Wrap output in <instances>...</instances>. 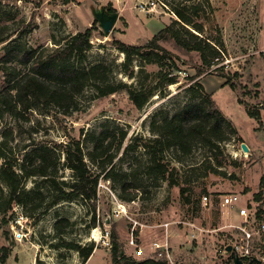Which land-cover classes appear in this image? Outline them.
<instances>
[{"label":"rangeland","instance_id":"1","mask_svg":"<svg viewBox=\"0 0 264 264\" xmlns=\"http://www.w3.org/2000/svg\"><path fill=\"white\" fill-rule=\"evenodd\" d=\"M37 1L41 2L39 7L24 0H0V26L9 25V41L17 38L23 20L35 18L36 27L18 43L34 49L63 45L98 21L99 30L94 33L84 66L102 63L112 69L115 82L143 88L150 97L142 109H137L126 91L101 96L88 86L78 95L74 109L37 110L29 121L6 117L0 122V133L12 126L15 143L21 146L79 142L85 153L93 148L87 140L93 132L121 129L127 133L121 149L102 173L110 172L114 179L102 176L97 187V227L92 226L94 214L82 199L62 202L39 220L28 218L22 206L14 203L11 209L0 212V264H114L113 235L119 258L126 256L141 264L149 259L165 264H232L230 253L225 251L233 241L231 225L242 218L238 209L221 205V196L238 195V205L255 207L264 217V0H208L209 6L206 0ZM193 4L199 5L193 20L202 25L201 32L175 13L177 7ZM102 13L118 14L108 35L98 19ZM167 27L170 30L158 41L181 69L173 85L165 81L166 66L146 63L138 56L128 62L116 45L117 40L144 45ZM185 29L221 52L210 68L202 65L198 51L177 44V33L188 38ZM5 44L0 45V58ZM199 67L201 75L193 79ZM228 80L237 90L226 84ZM195 83L212 94L224 113L219 125L231 141L221 143L218 157L227 164L218 166L204 136H197L188 140L190 152L172 147L164 153L166 163L175 169L169 179L150 174L148 155L140 143L157 137L152 129L163 119H171L190 105L202 104V91L190 90ZM4 88L0 70V92ZM247 109L259 110L262 122L251 118ZM132 143L134 147H129ZM85 161L93 167L87 156ZM61 175L67 180L73 178L69 169H62ZM34 184L29 181L26 187L33 189ZM131 193L138 196L128 202L125 199ZM204 195L211 199L207 204ZM7 200V196L1 199L3 208ZM59 223L64 233L56 230ZM96 230L98 237L93 238ZM62 240L93 245L94 253L84 262L78 252L57 247ZM155 243L164 245L162 257L155 251ZM5 249H9V257L3 262ZM252 254L256 261L251 264H264V234L256 237Z\"/></svg>","mask_w":264,"mask_h":264},{"label":"trees","instance_id":"2","mask_svg":"<svg viewBox=\"0 0 264 264\" xmlns=\"http://www.w3.org/2000/svg\"><path fill=\"white\" fill-rule=\"evenodd\" d=\"M24 1L33 3L35 7L41 5V2L37 0ZM206 1V5L209 6L208 0ZM198 6L194 4L180 6L176 8L175 13L182 22L201 32L202 25L193 20V16L198 14ZM174 22L178 23V21ZM21 23V31L13 42L9 41V25L0 26V45L6 43L3 46L4 54L0 58V70L5 83L4 90L0 92V122L6 117L15 121H29L32 113L37 110L74 109L78 95L88 86H93L101 96L126 91L137 109H142L148 103L150 94L145 89L115 82L112 78L113 71L108 66L102 63L84 66L87 53L92 48L91 41L94 33L99 30L98 21L84 31L69 37L63 45L41 49L28 48L18 43L23 37L31 34L36 27L35 18L30 21L23 20ZM169 30L170 27L163 29L144 45L128 44L120 40L116 41V45L125 54L128 62L138 56L146 63H158L161 68L166 66L168 71L164 75L165 81L173 84L178 82V72L181 69L172 53L158 41L159 37ZM185 30L188 38L177 33V44L188 51H198L201 54L202 65L210 68L215 64L214 60L220 59L221 52L206 39L200 38L189 29ZM216 71L218 72V69ZM201 72L202 69L199 67L193 79L200 76ZM195 84L197 85L191 86L190 90L194 93L202 91V104L190 105L171 119H163L152 129L157 137L149 139L147 143H140L148 155L150 174L169 179L175 169L166 163L164 153L172 147L183 153L190 152L191 145L188 140L197 136H204L206 145L218 166L227 164L218 157V154L222 153L221 143L231 141L219 125L224 120V113L212 94L207 93L200 83ZM226 84L233 90H237V86L230 80ZM247 114L262 122V114L259 110L247 109ZM0 135V202L5 196L8 199L6 208L0 204L1 213L11 209L16 203L22 206L28 218L39 220L51 208L62 202L82 199L94 214L92 226L97 227V187L103 176L102 173L114 160L115 152L121 149L127 137L126 131L103 129L99 133H91L87 140L93 148L88 153L83 151L79 142L55 145L26 143L21 146L15 143V130L10 125L6 126ZM129 147H134L133 143ZM86 156L93 167L85 161ZM95 168L101 171L98 172ZM211 168L215 171L213 167ZM62 169H69L73 173V178L64 179L61 175ZM103 178L112 179L113 177L109 172ZM29 181L35 183L30 190L26 187ZM129 186L139 189L137 186ZM137 196V193H131L125 200L131 202ZM256 197L260 199L259 194ZM187 200L186 203L189 204L190 200ZM56 230L58 233H64L61 223L56 226ZM113 237L114 264H121L120 260L123 264H141L126 256L119 258L115 235ZM57 247L78 252L84 262L94 253L93 245L83 246L72 241L62 240ZM8 257L9 249H5L2 261L6 262ZM145 264H165V262L149 259Z\"/></svg>","mask_w":264,"mask_h":264},{"label":"built area","instance_id":"3","mask_svg":"<svg viewBox=\"0 0 264 264\" xmlns=\"http://www.w3.org/2000/svg\"><path fill=\"white\" fill-rule=\"evenodd\" d=\"M210 200L209 196H203V201L206 204ZM239 202L240 197L238 195L228 194L221 196V205L223 207H230L232 210L238 209V216L242 218V221L237 225H231L235 231L232 244L230 245L231 251L228 252L226 250L225 252L230 253L232 264H235V257L239 258L242 261V264H251L256 261L252 254V248L256 237L261 238V235L264 234V217L258 213V210L255 207H250V205L242 207L238 205ZM154 245L156 247L155 251L162 257L164 254L162 253L164 245L160 243H155ZM141 253L142 250L139 254ZM232 254H234V256Z\"/></svg>","mask_w":264,"mask_h":264},{"label":"water","instance_id":"4","mask_svg":"<svg viewBox=\"0 0 264 264\" xmlns=\"http://www.w3.org/2000/svg\"><path fill=\"white\" fill-rule=\"evenodd\" d=\"M100 21L101 29L105 32L106 35L110 34L113 30V27L118 19V14L114 13L112 15H105L104 13L98 16ZM244 149H247L246 145H244ZM227 251H231V247L227 248ZM234 256V254H232ZM235 264H242V261L239 258L235 257Z\"/></svg>","mask_w":264,"mask_h":264},{"label":"bare ground","instance_id":"5","mask_svg":"<svg viewBox=\"0 0 264 264\" xmlns=\"http://www.w3.org/2000/svg\"><path fill=\"white\" fill-rule=\"evenodd\" d=\"M173 85V84H172ZM171 85V86H172ZM176 85V84H175ZM246 152V151H245ZM236 156H238V154L236 153ZM98 237V231H94V235H93V238H97Z\"/></svg>","mask_w":264,"mask_h":264}]
</instances>
